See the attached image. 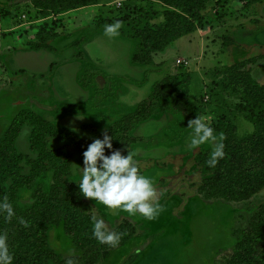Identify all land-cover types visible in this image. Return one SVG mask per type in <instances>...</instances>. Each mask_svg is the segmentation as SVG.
<instances>
[{
    "label": "rangeland",
    "instance_id": "1",
    "mask_svg": "<svg viewBox=\"0 0 264 264\" xmlns=\"http://www.w3.org/2000/svg\"><path fill=\"white\" fill-rule=\"evenodd\" d=\"M247 1H212L201 13L203 30L155 54L151 66L136 68L130 58L136 46L134 34L144 23L141 12L161 13L165 8L159 0H98V8L45 19L32 0H0V137L26 109L93 142L96 138L85 125L107 131L150 94L156 80L186 72L192 75L189 98L200 117L214 129L224 116L236 126L239 138L249 136L255 121L236 109L243 97L228 76V68L247 61L245 69L264 85V3L247 5ZM105 18L110 19L107 24L121 22L118 36L104 34ZM163 22L160 16L154 23ZM43 33L57 35L50 43L53 50L32 46ZM169 105L172 108L173 99ZM187 119L171 109L136 130L143 139L134 147V159L138 170L153 180L163 209L155 219L108 209L87 198L94 216L103 219L108 229L127 220L138 232L99 264H214L234 247L232 231L246 225L243 217L248 219L264 204V191L241 203L205 200L198 194L206 174L196 157L202 149H212L207 143L188 149ZM27 137L25 130L18 150L35 157ZM77 166H84L78 154L71 181L78 182ZM44 182L51 184V174ZM21 201L31 204V192H24ZM49 244L64 258L81 256L62 225L51 227Z\"/></svg>",
    "mask_w": 264,
    "mask_h": 264
},
{
    "label": "trees",
    "instance_id": "2",
    "mask_svg": "<svg viewBox=\"0 0 264 264\" xmlns=\"http://www.w3.org/2000/svg\"><path fill=\"white\" fill-rule=\"evenodd\" d=\"M159 1L165 8L161 13L141 12L144 23L134 34L136 46L130 58L136 68L151 66L155 54L203 30L205 19L201 13L214 0ZM97 3L98 0H32L38 15L44 19L82 8H98ZM262 3L264 0L246 2L247 5ZM160 16L164 22L154 23ZM108 22L110 19L105 18L102 24ZM56 38V34L43 33L31 44L38 50H53L50 43ZM246 64L247 61L231 66L228 76L230 85L243 97L236 109L253 119L255 127L249 136L241 139L236 126L226 117L216 122L214 131L222 134L224 157L218 159L215 167L206 164L210 149H202L196 157L197 165L206 174L197 188L205 200L241 203L264 191V85L251 76ZM93 78L94 75L91 82ZM191 82L189 72L160 78L153 83L150 94L133 111L113 121L107 131L100 132L92 125L84 128L96 139H103L104 134L112 137L113 150H120L122 155H127V149L132 153L143 139L136 135V130L158 113L172 109L187 116V120L200 116L199 108L189 98ZM170 99H173L172 108ZM25 130L29 150L35 157L18 150V140ZM90 143L44 115L26 109L14 117L0 137V198L7 196L15 213L11 219L0 214V233L7 236L13 264H99L112 251L138 236L136 227L127 220L109 229L123 234L116 247L101 244L92 235L95 217L92 208L77 182L70 180L76 155L83 162V152ZM105 154L109 155L110 150L105 149ZM49 174L52 182L48 185L44 180ZM24 192H31V204L22 203ZM19 218L27 221L28 226L21 225ZM243 221L244 227L232 231L236 240L232 250L214 264H264V204L248 219L243 217ZM58 225H62L80 257L64 258L51 248L49 232Z\"/></svg>",
    "mask_w": 264,
    "mask_h": 264
},
{
    "label": "clouds",
    "instance_id": "3",
    "mask_svg": "<svg viewBox=\"0 0 264 264\" xmlns=\"http://www.w3.org/2000/svg\"><path fill=\"white\" fill-rule=\"evenodd\" d=\"M121 22L115 21L104 26V34L108 37L118 36ZM190 129L187 141L188 149H196L201 145L211 146L206 164L215 167L218 159L224 157V144L214 129L197 115L188 122ZM222 136V134H221ZM112 137L104 134L103 139H95L83 152V167L79 169L78 187L82 195L103 204L108 209L122 210L129 214H140L147 220L155 219L163 210L157 202V192L153 180L142 174L137 167L134 154L127 149V155L120 150H113ZM105 149L110 154H105ZM0 214L11 219L15 213L7 196L0 198ZM92 235L101 244L111 247L119 245L122 233L110 231L103 219L93 218ZM25 227L27 221L19 218ZM0 264H13V255L9 251L7 236L0 233Z\"/></svg>",
    "mask_w": 264,
    "mask_h": 264
},
{
    "label": "crops",
    "instance_id": "4",
    "mask_svg": "<svg viewBox=\"0 0 264 264\" xmlns=\"http://www.w3.org/2000/svg\"><path fill=\"white\" fill-rule=\"evenodd\" d=\"M89 8H91V7L78 9V10H75V11H72V12H80V11H82V10H88ZM92 8H97V7L95 6V7H92Z\"/></svg>",
    "mask_w": 264,
    "mask_h": 264
}]
</instances>
